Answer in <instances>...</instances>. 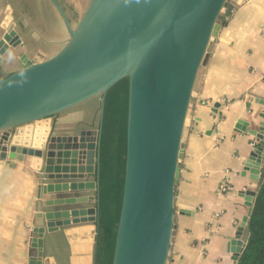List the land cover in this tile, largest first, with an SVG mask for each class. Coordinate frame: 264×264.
<instances>
[{"label": "water", "instance_id": "1", "mask_svg": "<svg viewBox=\"0 0 264 264\" xmlns=\"http://www.w3.org/2000/svg\"><path fill=\"white\" fill-rule=\"evenodd\" d=\"M49 1L62 19L66 38L50 56L38 52L29 58L23 53L20 67L0 78V160L35 158L41 163L38 189L43 195L95 187L96 204L38 213L45 228H31L33 255L28 264H52L44 258L45 229L76 222L86 212L95 219V264L104 101L123 78L127 79L124 170L111 264H169L187 109L197 71L222 22L219 16L228 15L231 6L228 0H89L71 23L58 0ZM19 42L10 24L0 40V53ZM96 95L101 100L97 130L44 136L45 121ZM261 129L256 153L263 169L264 124ZM93 173L95 183L86 179ZM255 193L245 191L248 209L238 227L245 230L244 240L229 241L235 263L246 244ZM86 200L58 197L44 204Z\"/></svg>", "mask_w": 264, "mask_h": 264}, {"label": "crops", "instance_id": "2", "mask_svg": "<svg viewBox=\"0 0 264 264\" xmlns=\"http://www.w3.org/2000/svg\"><path fill=\"white\" fill-rule=\"evenodd\" d=\"M32 1L0 0V11L5 14L3 18L0 15V40L10 24L20 39L3 49L0 57L21 47L20 33L25 24H42ZM58 2L75 23L89 0ZM228 4L231 10L224 15L197 71L182 130L183 149L175 184L176 228L169 264H235L229 241L244 240L245 230L238 227L248 209L245 191L257 190L263 171L256 146L264 124V0H228ZM42 30V36L48 32ZM59 47L50 54L32 47L30 56L38 52L50 56ZM28 162L0 160V264H28L33 255L31 228H45V220L38 213L96 204L95 187L43 195L38 189L39 178ZM86 179L94 182V173ZM73 196L87 200L44 204ZM180 209L188 214L180 213ZM94 235V215L87 212L76 222L46 228L44 258L52 264H93Z\"/></svg>", "mask_w": 264, "mask_h": 264}, {"label": "trees", "instance_id": "3", "mask_svg": "<svg viewBox=\"0 0 264 264\" xmlns=\"http://www.w3.org/2000/svg\"><path fill=\"white\" fill-rule=\"evenodd\" d=\"M127 79L106 93L98 163V234L95 264H111L124 170ZM248 237L235 264H264V155L263 171L248 218Z\"/></svg>", "mask_w": 264, "mask_h": 264}, {"label": "rangeland", "instance_id": "4", "mask_svg": "<svg viewBox=\"0 0 264 264\" xmlns=\"http://www.w3.org/2000/svg\"><path fill=\"white\" fill-rule=\"evenodd\" d=\"M32 2L36 6L38 17H40V20L43 19L42 24H25V27L21 28V47L17 46L0 57V75L19 67L21 64V53L26 52L28 54L26 55L30 58L31 52H33L32 47L40 48L47 54H50L64 41L65 29L53 5L48 0H33ZM2 11H0L1 18L5 15ZM219 20H224L223 13L220 14ZM16 27L17 30L20 29L19 26ZM42 28L48 30L43 36L40 33ZM100 103V95H96L63 111L60 115L53 116L51 121H45L47 129L44 136L48 138L49 135L55 134L57 131L70 134L77 133L80 129L86 128L97 130L100 118ZM12 131L14 133L15 129H12ZM28 165L30 169L35 171V177L39 178L41 172L40 161H35V158H30Z\"/></svg>", "mask_w": 264, "mask_h": 264}, {"label": "built area", "instance_id": "5", "mask_svg": "<svg viewBox=\"0 0 264 264\" xmlns=\"http://www.w3.org/2000/svg\"><path fill=\"white\" fill-rule=\"evenodd\" d=\"M222 189H224V185H222V187H221Z\"/></svg>", "mask_w": 264, "mask_h": 264}]
</instances>
